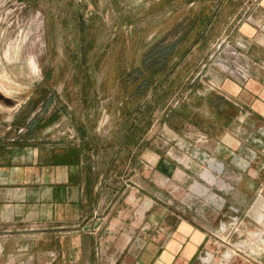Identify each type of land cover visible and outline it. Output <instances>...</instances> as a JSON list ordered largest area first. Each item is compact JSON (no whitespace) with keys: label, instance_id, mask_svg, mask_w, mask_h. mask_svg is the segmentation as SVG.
<instances>
[{"label":"rangeland","instance_id":"rangeland-1","mask_svg":"<svg viewBox=\"0 0 264 264\" xmlns=\"http://www.w3.org/2000/svg\"><path fill=\"white\" fill-rule=\"evenodd\" d=\"M252 1L0 0V137L15 142L16 135H56L76 146L89 135L135 148L139 135H160L147 140L139 176L124 172L125 184L145 181L146 235L140 243L148 254L155 235L165 233L167 240L172 232L184 235L177 259L264 264V124L242 118L243 112H217L209 102L222 89L233 96L250 82L264 86V72L256 77L254 70L260 61L245 66L231 40ZM191 13L200 15V36L182 40L165 70L146 67L145 51L162 38L175 39V24ZM138 68L142 74L124 81ZM184 101L201 102L202 114L191 122L167 121L166 114ZM247 103L244 112H252ZM131 127L128 135L134 136L123 140ZM135 158L125 160L136 168ZM154 210L166 213L153 216ZM196 227L216 251L200 248L207 238L196 235ZM136 239L130 237L132 251ZM151 256L149 264H156L159 253Z\"/></svg>","mask_w":264,"mask_h":264},{"label":"crops","instance_id":"crops-1","mask_svg":"<svg viewBox=\"0 0 264 264\" xmlns=\"http://www.w3.org/2000/svg\"><path fill=\"white\" fill-rule=\"evenodd\" d=\"M255 1L246 8L249 16L242 15L231 40L239 47L245 66L249 60L261 62H257L261 68L254 67L259 70L256 77H260L264 72V0ZM222 90L225 93L217 91L209 101L217 112H243L242 118L264 124V86L250 82L237 88L233 92L237 101L230 98L233 90ZM247 102L252 103V112H244ZM200 104L184 101L166 114V120L195 121L202 114ZM146 106L144 103V114ZM132 129L122 135L123 140L134 136L128 135ZM16 136L12 138L15 142L0 137V264H149L148 256L156 253V264L198 263L195 259H177L183 250V234L167 232V240H163L165 233L153 234L155 244L149 254L146 245L140 243L146 235L145 181L139 178L126 185L124 172L139 176L147 140L163 139L160 135H139L135 148H127L125 142L115 144L112 137L105 140L81 135L84 142L72 146L61 141L64 138L54 139L56 135ZM132 155L138 161L136 168L125 160ZM252 175L257 176L258 171ZM165 213L154 210L152 215ZM200 229H195L196 235H201ZM136 236L138 245L132 251L128 244L130 237ZM201 237L207 238L205 234ZM206 243L211 244L209 238L200 248L216 251L213 244ZM189 251L192 257L196 247Z\"/></svg>","mask_w":264,"mask_h":264},{"label":"trees","instance_id":"trees-1","mask_svg":"<svg viewBox=\"0 0 264 264\" xmlns=\"http://www.w3.org/2000/svg\"><path fill=\"white\" fill-rule=\"evenodd\" d=\"M200 15H193V13L186 15L183 19L177 22L173 28L174 33L179 32L178 36L175 39L169 40L168 38H162L155 43H153L144 53L142 62L146 67L157 68L161 65V68L165 70L167 68L169 60L172 56L179 52V47L181 45L182 40H189V43L192 40L198 38L200 33H196V27L201 23H197L200 20ZM183 43V42H182ZM155 60V64H151V62ZM142 69L138 68L137 70H132L129 73H125L126 77H124V81H130L132 76L135 74L139 75ZM154 70L149 74L147 78H144L145 86L143 90L146 89V86L150 84L154 77ZM161 73V72H160ZM142 74V73H141ZM136 80L139 82V77H136ZM143 80V79H142ZM144 81L141 84L144 85ZM136 82V84L138 83Z\"/></svg>","mask_w":264,"mask_h":264},{"label":"bare ground","instance_id":"bare-ground-1","mask_svg":"<svg viewBox=\"0 0 264 264\" xmlns=\"http://www.w3.org/2000/svg\"><path fill=\"white\" fill-rule=\"evenodd\" d=\"M18 47V46H17ZM21 47V46H20ZM22 50V49H21ZM9 57V56H8ZM37 71V70H36ZM28 75V74H27Z\"/></svg>","mask_w":264,"mask_h":264}]
</instances>
